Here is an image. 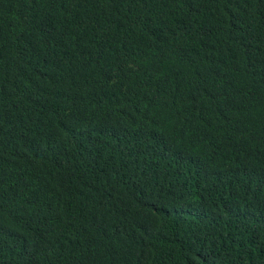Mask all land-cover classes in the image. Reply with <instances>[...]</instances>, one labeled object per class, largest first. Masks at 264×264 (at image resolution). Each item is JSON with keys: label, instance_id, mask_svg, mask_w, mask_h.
<instances>
[{"label": "trees", "instance_id": "trees-1", "mask_svg": "<svg viewBox=\"0 0 264 264\" xmlns=\"http://www.w3.org/2000/svg\"><path fill=\"white\" fill-rule=\"evenodd\" d=\"M0 264H264V0H0Z\"/></svg>", "mask_w": 264, "mask_h": 264}]
</instances>
